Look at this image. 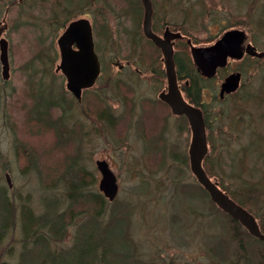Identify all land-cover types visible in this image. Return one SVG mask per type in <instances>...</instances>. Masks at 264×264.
Instances as JSON below:
<instances>
[{
	"label": "rangeland",
	"instance_id": "1",
	"mask_svg": "<svg viewBox=\"0 0 264 264\" xmlns=\"http://www.w3.org/2000/svg\"><path fill=\"white\" fill-rule=\"evenodd\" d=\"M23 1L17 0L18 3ZM32 1L37 14L43 17L37 18L36 22L43 25L44 34L31 29L28 34L21 37L17 27L13 31L11 28L14 27V19L18 17L17 10L14 8L9 10L6 16L4 14L6 7L0 6V22L6 20L8 23L4 36L9 42L10 61L8 81H3L0 65V189L2 186L7 187L11 206L16 209L15 213L20 212L21 208L31 206L36 216L45 211L44 197L53 199L51 202L57 199L59 205L55 213L66 215L67 230L61 240H46L44 244L51 249L57 248L64 251L73 247L78 241L77 230L80 226L86 222H93L92 224L97 225L98 231L104 233L101 238L105 243L112 239L115 240L117 236L120 237V232L126 228L127 240L131 242L130 247L133 246L130 254L127 253L126 264H232L237 246L231 237L233 233L229 218L220 213L217 217L222 221L214 217H206L209 208L207 205L204 208L201 201H197L196 204H187L186 210L185 207L182 209L181 205L177 207L178 203L174 200L175 195L180 192L179 188L195 185V178L190 168L187 169L185 165L179 163L182 156L189 159L191 130L188 121L174 116L169 107L158 99V94L167 86L161 52L148 47V51L150 50L153 54L149 59L153 62L149 64H153L155 72L148 63L145 66L140 65L142 74H135L133 67L120 70L113 65L114 62L125 65L129 54L130 44L128 40L126 41V35L128 31H132V23L130 16L125 19L124 14L118 10L126 6L128 0H106L111 12L108 18L109 30L114 32L116 41L112 47V41L100 38L96 31L98 29H95L96 50L100 55L103 71L94 87L84 92V101L77 102L80 105L74 111L68 110L66 105L65 110L58 105L48 112V118L44 123L39 120L38 124L26 126L27 118L24 116L30 113L32 107L28 99L39 89V93L41 90H46L43 98L47 100L50 99V93L55 98L64 94L66 98L71 99L72 95L65 87V78L62 74L55 73L59 63L57 39L62 32L59 27L82 17L93 20L95 12V10L76 12L75 15L69 17L70 20L63 23L67 18L62 16L63 10L66 9L62 8V4L55 7L51 4V0ZM152 1L155 17L153 22H159L160 17L166 13V10H161L166 3L160 0ZM204 1L207 7H215V13L204 20L196 19L191 32L183 25L186 28H184L185 31L189 32L186 34L197 46L213 43L228 26L242 21V25L236 28L245 30L252 44L259 51H264V42L262 43L264 26L262 29L257 26L261 30L259 32L253 27L260 24L259 21L264 18H260L263 14L261 9L264 8V0ZM204 1L181 0L180 4L186 9L193 6V3H197L200 7ZM172 2L178 3L179 0ZM250 6H252L250 13L253 26L246 23ZM141 14L143 19V12ZM24 15L26 13L19 16L25 18ZM32 15L35 16V13H27V20L32 21ZM182 17L181 12L174 16L179 25H181ZM40 19L42 21H39ZM48 23L52 27L47 28ZM217 23H223V25ZM57 27L56 37H53V30ZM164 28L165 26L163 28L160 26L158 33L162 34ZM254 37L257 42L259 40L257 45ZM146 46L143 44L142 48ZM37 49H43L51 57L54 51L58 55L56 62L51 64L52 70L46 75L41 66L42 62L34 56V51L36 53ZM178 50L180 53V48ZM130 61L136 62L135 60ZM24 65H27L26 70L23 68ZM240 67L246 71V74H243L241 93L247 91L257 93L256 91L264 85V61L245 59L231 62L225 75L239 71ZM40 82H43V85L37 88ZM3 83L5 90L1 87ZM261 89L263 90L264 86ZM101 97L103 101L99 102L97 98ZM229 98L232 97L227 99ZM89 101H91L90 104ZM209 101L207 99L205 103ZM260 102L257 101L256 105L252 106L255 123L253 122L251 128L246 129L244 133L239 132L235 135L232 139L231 148L234 149L232 151L239 150L240 145H249L251 139L259 141L257 137L260 136V132H264V102L262 100ZM107 104L118 117L114 128L107 125V122H100L94 114L100 105ZM216 105V111L226 109L225 103ZM38 110L42 112L43 109ZM68 115L73 116L70 120L76 118L78 121L68 122L65 127L60 126L63 127L61 131H56V127L53 129L51 125L56 124V119L61 120ZM39 116V114L36 115V118H40ZM243 126L247 127L249 123ZM253 130L256 131L254 138L251 137ZM239 138L241 140H238ZM64 140H66L65 143H63ZM162 142H165L167 146L164 150L161 149L164 147L161 145ZM58 147H61V150ZM260 148L262 158L254 165V153H252V160L249 164L251 170L245 174V179L257 181L264 174V139L260 142ZM218 153L219 150L216 149L214 154ZM223 155L227 163L232 164L233 155L228 153ZM214 158L213 155L212 159ZM97 160L109 162L119 183V194L116 200L109 202L105 199L103 215L96 213L98 208L92 206L93 203L89 202L88 197L79 198L76 202H71L65 197L67 194L66 180L76 175L83 176L84 182L89 183L92 178L94 179L93 184L95 181L94 186L83 191L84 194H90L94 188L99 191L100 175L96 168ZM72 165L75 167L66 171V168ZM7 174L11 186L6 179ZM228 185L234 187L233 182ZM183 193L184 196L179 195V198H182L184 202L189 201L186 192ZM119 203H122L119 206L120 211L125 210L126 213L110 212L114 211ZM173 203H177L176 210L172 207ZM254 205L255 208L251 212L254 215L257 214L258 221L264 224V194L254 202ZM176 211L178 223H175L177 221ZM54 217L57 215L52 216L53 219ZM115 218L118 229L114 230H117L118 234L110 233L109 229L105 232L107 227L113 228L114 223L111 221ZM20 225L21 228H19ZM34 230H41V226L35 227ZM38 233L40 234L39 231ZM35 238L33 236L28 240L24 239L22 222L15 223V229L2 249L5 253L4 259L17 261L21 252L25 249L29 252L32 247L36 246ZM126 243L129 248L128 242ZM121 244L125 245L123 242ZM220 246H223L225 254L217 249ZM75 251L77 252V249L74 253ZM104 252L103 249L97 251L96 264H104L101 261ZM7 253L13 257H7ZM35 256L39 259L42 255L35 253ZM59 256L58 261L61 259ZM224 256L228 257L225 259ZM62 257L67 258L64 253Z\"/></svg>",
	"mask_w": 264,
	"mask_h": 264
},
{
	"label": "trees",
	"instance_id": "2",
	"mask_svg": "<svg viewBox=\"0 0 264 264\" xmlns=\"http://www.w3.org/2000/svg\"><path fill=\"white\" fill-rule=\"evenodd\" d=\"M52 5L55 7H59L62 4V8H66L63 10L62 16H65L67 18L63 23H66L68 20H70L69 17L71 15H75L76 12H90V10L94 11V19L95 22L94 28L98 29V36L100 38H103L105 41H112L111 46H114V43L116 41V37L114 35V32L109 30L108 25V18L109 14L111 13L108 9L109 5L107 4L106 0H51ZM163 1V3H166L162 6L163 9L166 10V13L164 15H160V21H155L153 23V29L155 32L158 33V30L163 28L164 26H171L172 29H175L177 31H180L182 34L189 36V32H191V29L193 28L194 22L196 19L200 18L201 20H204L206 17H210L215 13V7H207L204 0L202 6H198L197 3H193V6H189L188 8L184 9V6L180 4L181 0H179L178 3H173V0H160ZM199 1V0H198ZM9 2V3H8ZM10 4L11 8L10 10L15 9V5L18 4L17 0H0V6H6V4ZM136 1L129 0V4L126 6H123L121 9L118 8L119 11H121V14H124V18L128 19L130 16V20L132 23V31H128V34L126 35V41L128 40L130 44L129 54L127 56V60H135V63H139L140 65H147V63H152V60H149L150 57L153 55L152 52L149 50L148 47H151L152 49H158L153 45L152 42L147 40L142 32V25L139 23V16L142 15V10L139 12L136 7ZM131 6V8L129 7ZM198 6V9H197ZM22 7L24 9L23 13H31L35 10V4L32 0H24L22 2ZM89 8V9H86ZM184 10V11H183ZM252 6L248 9V15H247V21L246 23H250L252 25L251 20V12ZM261 17H264V8L261 9ZM157 9V14H158ZM181 12L183 17L181 18V22L179 25L177 23V20L174 18V16H177L178 13ZM97 13V14H96ZM140 14V15H139ZM24 15L25 18H22V26H19L14 23V27L12 28V31L15 27H17L18 32L20 33V36H24L28 34V31H31L33 29L37 32H40V34H44L43 32V25L40 24V22H36L37 16L32 15V21L27 20V16ZM250 16V17H249ZM121 17V16H120ZM155 18V17H154ZM171 19V20H170ZM263 20H260V24L253 26L254 28H257V31H261L259 29H262L264 26V18ZM35 20V21H34ZM39 21H42L41 19ZM166 22L167 25L162 24ZM218 25H223V23H217ZM262 24V25H261ZM185 25L189 32L185 31ZM239 25H242V21L231 24L228 26L227 29L233 28V27H239ZM37 28H36V27ZM65 26H60V30ZM259 29H258V27ZM32 27V28H31ZM52 27L50 23L47 24V28ZM159 27V28H158ZM241 27V26H240ZM185 28V29H184ZM226 29V30H227ZM58 30V27L53 30V37H56V32ZM100 30V31H99ZM188 33V34H186ZM96 34V32H95ZM190 37V36H189ZM41 38V35H40ZM254 41L256 42V45L258 44L257 39L254 37ZM264 41H262L263 43ZM195 43V42H194ZM261 43V40H260ZM145 44L146 52H140L138 51V48H142V45ZM183 44V46H182ZM182 47V48H181ZM177 48H180V57H175L176 60V67H177V76L178 79L184 82V93L187 98V100L197 106H200L203 111L204 120L206 124V130H207V136H208V142H209V153L206 155L203 165L204 169L206 170L207 174L210 176V178L216 182H218L220 188L228 193V195L240 206L247 209L250 213L254 210L255 205L254 202L262 197L264 194V174L260 176V178L257 181H253L252 179H245V174L249 170H251V167L249 164L252 160V153H254V165L256 162L262 158L261 148H260V142L264 139L263 133L260 132V136L257 137L258 140L251 139L249 145H243L239 146V150H234L232 147V139L235 138V135L239 132L244 133L246 129L251 128L253 125L254 117L252 116V106H255L257 101L261 103L262 100L264 102V89L262 90L260 88L259 91L254 92H245L241 93V89L243 88V84L240 88V90L229 96L232 98L225 100H220L219 96L217 94L216 88L214 86L213 81L206 80L202 78L196 71L191 58L189 54V49L187 43L178 42ZM34 56L37 60H39L42 66V69L44 68L43 72L46 75L52 70V63L56 62L57 60V53L56 51L53 52L52 57L50 54H47L46 51L43 49H37L36 53L34 51ZM248 60H257V62L262 61L257 58H250L246 57L243 59ZM49 65V66H47ZM150 65V64H149ZM151 67L153 64L150 65ZM25 70L27 69V65H24L23 67ZM128 68V67H125ZM153 72H155L154 67H152ZM47 70V71H46ZM141 70V68H140ZM46 71V72H45ZM224 70H221L220 72H223ZM240 71L242 74H246L245 69L240 67ZM162 72V70H161ZM163 73V72H162ZM224 73V72H223ZM52 72L50 73V75ZM102 76V75H101ZM187 84L185 85V83ZM7 84V82H5ZM211 84L210 92H211V98L209 102H203V93L204 89L208 88L207 85ZM41 85H43V82L39 83L37 85V88H41ZM47 85V84H46ZM116 85H118V82H116ZM245 86V84H244ZM52 89V88H51ZM40 91V89H39ZM37 92L41 96V100L35 104L32 105L30 115L32 119L30 121L27 119L26 126L28 125H35L39 123V120L41 122H45V120L48 118V112H51V109L55 108L56 106L60 105L64 110L66 109V106L68 107V110L74 111L80 104L77 103V101L71 97V99H68L64 96V94H60L58 97H54L50 93L49 100L46 98H43L44 92L41 90V93ZM99 102L103 101V98L100 99L97 98ZM84 101V97L83 100ZM91 101H89L90 104ZM63 103V104H61ZM225 103L226 109H222L221 111H216L215 106L216 104ZM66 105V106H65ZM39 108H42V112H38ZM40 115V118H36V115ZM94 114L97 115L99 118V121L107 122V125L114 126L117 118L116 115L113 113L111 107L109 104L107 105H100L95 111ZM73 117V116H72ZM70 115L68 117L63 118L61 120L56 119V124L51 125L54 129L56 127V131L63 130V127L60 126H66V123L68 122H77L78 120L74 118L73 120H70L72 118ZM184 121H187L185 117H181ZM50 119V117H49ZM33 120V122L31 121ZM182 120V121H183ZM63 124H62V123ZM245 123H249V126L244 127L243 125ZM46 125V124H44ZM41 126V125H37ZM40 128V127H39ZM114 128V127H113ZM256 134V131L253 130L251 133V137L254 138ZM59 139L61 137H58ZM238 140H241L240 138ZM66 140L63 141L65 143ZM240 142V141H239ZM263 142V141H262ZM162 147L161 149L164 150L167 146L165 142L161 143ZM160 148V147H159ZM216 149L219 150V153L216 155L214 154ZM158 152V151H157ZM224 153H228L230 155H233L232 158V164L227 163L226 158H224ZM160 155V154H159ZM215 156L214 159H212V156ZM178 158V157H177ZM212 159V160H211ZM252 161V162H253ZM179 163L185 165L188 169L189 162L188 159L184 156H182L181 160H179ZM75 166H68L66 168V171L69 169L74 168ZM229 172V173H228ZM85 173V172H84ZM86 174V173H85ZM77 177V178H75ZM81 178V179H80ZM83 176H74V178H68L66 180L65 187H67V194L65 195L66 199L71 202H76L79 198H89V202L92 206L98 208L97 214L101 213L103 215V210L105 208V197L102 195L100 191L93 189V191L90 194H84L83 191H86V186L84 184H81V182L84 181ZM94 179L92 178L91 181ZM230 182H233L234 187H231V185H228ZM95 184V181H94ZM180 192L178 195H175V199L178 203L179 207L182 206V209L185 207L187 210L186 205L191 203H195L197 201H201L203 203V207L205 208L206 205L209 208V211L206 213V217H214L219 219L217 215L224 214L227 216L231 222L232 227V233L233 236L232 239L236 243V249H235V255L232 259V264H264V242L251 236L248 231L236 220H233L230 216H228L226 213H224L221 209H219L209 198L208 193L203 189L202 186H200L196 180L194 186H187V187H181L178 189ZM189 197V201L184 202L182 198H179V195L184 196V193ZM45 199V217L42 221H37L41 225V230H34L30 234L28 230V224L31 221H35L32 218V215L30 211L28 210H22L20 216L24 219L23 223V232H24V239L28 240L35 236L36 241L34 247L30 249L29 252L33 251L34 255L35 253L37 255H42L39 257V259L31 258L27 256V253L25 250L21 252L19 259L17 261H8L4 260L2 258V246L5 244L7 238L11 235L13 230L15 229V215L12 211L11 206V198L8 194V189L6 186H2L0 189V264H96L98 260H96V254L97 251L100 249H103L105 252L103 260H101L104 264H107L109 260V264H126L128 255L133 250V246H131V242L127 240L126 237V228L125 230L120 232V237L117 236V238L114 240H110L108 242L102 241L101 235H104V233H101V235L97 232V225L90 223H83L80 226V229L77 230V236L79 235L78 241L73 247L67 248L63 252H57V248L51 249L48 248L46 243V240H61L64 232L67 230L65 222L67 221L66 215H58V213H55V211L58 209L59 201L56 199L55 202H51L49 197H44ZM86 200V202L88 201ZM174 202V201H173ZM173 203V209L176 210V204ZM122 205V203H119L117 208L113 212L114 214L119 213H126L124 211H120L119 206ZM211 207V211H210ZM55 209V210H54ZM181 209V210H182ZM57 215V217L52 218L53 215ZM219 214V215H220ZM253 214V213H252ZM254 215V214H253ZM177 211L175 212V217H177ZM205 217V216H204ZM254 217L257 219V214L254 215ZM69 219V218H68ZM53 221V222H52ZM73 221V220H71ZM222 221V220H221ZM258 221V219H257ZM175 223H178V217L177 221ZM260 228L262 232L264 233V224L260 223L258 221ZM225 225H227L224 222ZM99 228V227H98ZM109 229V230H108ZM114 229H118L116 224H113V228L107 227L105 232H113L114 234H118ZM48 230V231H47ZM108 230V231H107ZM32 231V230H31ZM40 232V234L38 233ZM48 232V233H47ZM121 242H123L125 245H122ZM129 245V248L127 247V243ZM250 242V243H247ZM27 243V242H25ZM249 244L252 245L249 246ZM26 246V245H24ZM125 246L127 248H125ZM78 247V248H76ZM117 247V248H115ZM77 249V252L74 250ZM223 254H225V251L223 249V246L218 247ZM216 250V249H215ZM39 253V254H38ZM66 254L67 258L62 257V255ZM74 253V256L72 254ZM8 256L9 253H7ZM60 255V256H59ZM58 256L61 257V259L58 261ZM126 256V257H125ZM228 257V256H227ZM224 256V258H227ZM64 258V259H63ZM223 259V260H225ZM38 260V262H37ZM57 262V263H56ZM216 264V263H215ZM219 264V263H217Z\"/></svg>",
	"mask_w": 264,
	"mask_h": 264
},
{
	"label": "water",
	"instance_id": "3",
	"mask_svg": "<svg viewBox=\"0 0 264 264\" xmlns=\"http://www.w3.org/2000/svg\"><path fill=\"white\" fill-rule=\"evenodd\" d=\"M144 6L143 32L147 39L158 47L164 56V64L168 81V93L160 95L167 102L172 112L185 115L191 127V143L188 150L189 166L196 180L209 194L223 212L238 221L252 236L264 242V234L261 232L255 217L245 208L232 200L220 189L203 167V160L208 153V139L204 117L200 109L187 104L181 97L178 89L175 64L173 59V42L182 38L180 33H173L168 28L163 36L155 34L152 30L153 6L151 0H142ZM3 29H0V63L2 77L7 80L10 75V63L8 54V41L2 37ZM246 33L240 29L225 32L214 44L205 47L191 45L192 60L203 77L212 78L219 68L226 67L228 59L241 60L245 53L264 59V52H257L251 44L244 47ZM60 51V63L57 71L61 70L67 79V89L81 100L83 89L92 87L101 72V64L93 40L91 24L86 19L71 22L58 39ZM118 63H115V66ZM241 81V73H232L226 77L221 85L220 95L235 92ZM101 174L99 190L110 201H114L119 192L117 177L110 164L105 160L96 162ZM9 182V176L7 175Z\"/></svg>",
	"mask_w": 264,
	"mask_h": 264
},
{
	"label": "bare ground",
	"instance_id": "4",
	"mask_svg": "<svg viewBox=\"0 0 264 264\" xmlns=\"http://www.w3.org/2000/svg\"><path fill=\"white\" fill-rule=\"evenodd\" d=\"M131 1H136L137 3H136V7H137V9H138V11L140 12L141 10H142V12H143V16H144V6H143V3H142V0H131ZM9 3V2H8ZM6 4V6H1L2 8H4V7H6V9H5V12H4V14L6 15L8 12H9V10H10V8H11V6H10V4ZM127 4H129V0H128V2H127ZM130 5V4H129ZM130 8H131V6H129ZM15 9L17 10V12H18V17L17 18H15L14 19V23L15 24H17V25H19V26H22V17L21 16H19L20 14H23V12H24V9H23V7H22V2L21 3H18V4H16L15 5ZM34 13H35V16H37V17H41V16H39L38 14H37V12L34 10L33 11ZM4 15V16H5ZM140 15V14H139ZM41 18H43V17H41ZM138 20H139V23H141V21H142V23H141V25L143 24V19H142V16L140 15L139 16V18H138ZM162 24H165V25H167L166 24V22H164V23H162ZM165 27H167V26H165ZM146 50L147 49H145V48H138V51H140V52H146ZM162 61H164V57L162 56ZM3 89L5 88V86H4V83H3V85L1 86ZM5 90V89H4ZM45 91V90H44ZM11 93L9 92V95H10ZM41 100V96L39 95V94H37V93H33L32 95H30V99H28V102L31 104V105H35V104H37L39 101ZM161 102V101H160ZM43 111V110H42ZM24 117H26L27 119H32V117H31V115L30 114H28L27 113V115H25ZM58 149L59 150H61V147H58ZM32 156V155H31ZM8 175V174H7ZM7 175H6V179H7ZM9 176V175H8ZM87 178V177H86ZM85 178V179H86ZM10 179V178H9ZM7 181H8V179H7ZM81 184H84L85 186H86V188L85 189H89V188H91V186H94V184L92 183V181H90L89 183L86 181V182H81ZM15 208H12V211H13V213H14V215H15V223L17 224V222H22V224L24 223V219L20 216V214H21V212H22V210H28V211H30V213H31V215H32V218H33V220H35V221H31L29 224H28V230H29V233L31 234L32 232H33V229L35 228V227H37V226H41L40 225V223H38L37 221H42V220H44V218H42V217H45V211L44 212H42V213H39V214H37L36 216H35V210L31 207V206H26V207H24V209H22L21 208V210H20V212H16L15 213ZM18 214H19V217H18ZM19 219V220H18ZM115 221H117L116 220V218H115V220H113V221H111L112 223H115ZM111 223V224H112ZM19 228H21V225H20V227ZM32 230V231H31ZM100 235H101V232L100 231H97ZM247 243H250V242H247ZM248 246H249V244H247ZM4 246V245H3ZM3 246H2V249H3ZM250 246H252V245H250ZM250 246H249V248H250ZM3 252V251H2ZM57 252H63L61 249H57ZM7 255V257H10V256H8V254H6ZM4 256H5V253L3 252V254H2V258L4 259ZM27 256L28 257H31V258H35L36 256L34 255V253H33V251H31V252H29V253H27ZM11 257H13L12 255H11ZM13 259V258H12ZM4 260H8V261H10L9 260V258H7V259H4ZM14 261V260H13Z\"/></svg>",
	"mask_w": 264,
	"mask_h": 264
},
{
	"label": "flooded vegetation",
	"instance_id": "5",
	"mask_svg": "<svg viewBox=\"0 0 264 264\" xmlns=\"http://www.w3.org/2000/svg\"><path fill=\"white\" fill-rule=\"evenodd\" d=\"M90 20H91V22H92V28L94 29V31H95V28H94V22H93V20H92V18H89ZM3 28H5L6 29V25L5 26H3V27H1V29H3ZM4 29V30H5ZM166 29V27L164 28V30ZM93 31V32H94ZM172 31V30H171ZM175 32V31H174ZM163 34V33H162ZM162 34H159L158 33V35H162ZM185 40L184 39H182V40H176L175 41V45H174V62H175V65H176V60H175V57H180V54H179V50H178V48H177V43L178 42H184ZM186 42V41H185ZM188 49H189V47H188ZM160 52H161V54H162V51L160 50V49H158ZM162 56H163V54H162ZM125 67H130V68H132V70H133V72L136 74H138V73H140V74H142V72H140V64L139 63H132L130 60L128 61L127 60V62H126V64L123 66V68L122 69H124ZM177 68V67H176ZM120 69V68H119ZM240 71V70H239ZM154 75V74H153ZM152 75V76H153ZM218 76H217V79H215V80H211V81H213L212 83H214V86H215V88H216V91H217V94H219L220 93V87H221V83L223 82V80L225 79V77H226V75H224V73H222V72H219L218 74H217ZM229 75V74H228ZM243 76V75H242ZM207 80V79H206ZM219 81H221V82H219ZM178 84H179V91L182 93V95H183V93H184V82L181 80H179L178 79ZM187 84V82L185 83V85ZM207 87L208 88H205L204 90V93H203V102H205V100H207V99H209L210 100V98H211V92H210V87H211V84H208L207 85ZM168 93V90H167V86H165L164 87V89H162V91L158 94V99L160 100V101H162L161 100V98H160V95H162V94H167ZM185 94V93H184ZM164 101V100H163ZM162 101V102H163ZM167 107H169V109L171 110V108H170V105L167 103V102H163Z\"/></svg>",
	"mask_w": 264,
	"mask_h": 264
}]
</instances>
